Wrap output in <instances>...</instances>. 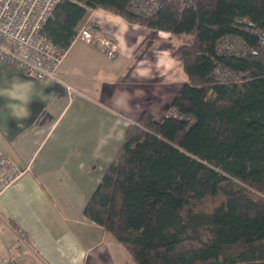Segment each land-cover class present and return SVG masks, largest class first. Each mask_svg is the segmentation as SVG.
<instances>
[{"label": "trees", "instance_id": "obj_1", "mask_svg": "<svg viewBox=\"0 0 264 264\" xmlns=\"http://www.w3.org/2000/svg\"><path fill=\"white\" fill-rule=\"evenodd\" d=\"M129 3L58 0L42 29L66 49L88 9L103 8L168 31L186 75L175 115L157 121L148 105L127 126L84 214L136 264H264V0H164L148 17ZM225 34L249 53H217ZM216 63L239 77L214 79Z\"/></svg>", "mask_w": 264, "mask_h": 264}, {"label": "crops", "instance_id": "obj_2", "mask_svg": "<svg viewBox=\"0 0 264 264\" xmlns=\"http://www.w3.org/2000/svg\"><path fill=\"white\" fill-rule=\"evenodd\" d=\"M92 24L114 39L109 57L97 41L74 37L56 78L39 80L0 61V89L19 79L33 86L19 120L0 97V154L22 173L0 189V256L26 232L28 251L16 264H136L84 207L124 141L129 124L151 105L160 121L186 82L170 33L103 8Z\"/></svg>", "mask_w": 264, "mask_h": 264}, {"label": "built area", "instance_id": "obj_3", "mask_svg": "<svg viewBox=\"0 0 264 264\" xmlns=\"http://www.w3.org/2000/svg\"><path fill=\"white\" fill-rule=\"evenodd\" d=\"M58 0H0V61L18 70L46 81L56 78V71L62 62L66 49L55 45L43 32L46 18L52 12ZM164 0H130L129 10L143 17L156 13ZM176 4L190 5L192 0H174ZM84 41H97L107 56L116 54L117 45L113 38L107 36L103 29L92 24L81 26L75 35ZM264 44V33H260ZM219 54H236L245 56L250 47L238 35L225 34L215 44ZM239 72L216 63L211 76L217 80L236 79ZM167 114H176L172 107ZM22 173L9 157L0 154V189ZM16 243L7 247L0 256V264H16L26 255L28 242L26 232L17 229Z\"/></svg>", "mask_w": 264, "mask_h": 264}, {"label": "clouds", "instance_id": "obj_4", "mask_svg": "<svg viewBox=\"0 0 264 264\" xmlns=\"http://www.w3.org/2000/svg\"><path fill=\"white\" fill-rule=\"evenodd\" d=\"M33 86L19 79L10 80L0 89V97L5 99L6 107L11 116L23 118L28 115L27 104L33 97Z\"/></svg>", "mask_w": 264, "mask_h": 264}]
</instances>
